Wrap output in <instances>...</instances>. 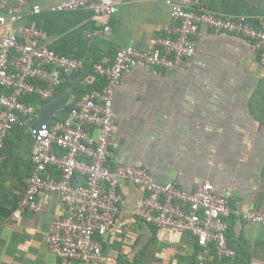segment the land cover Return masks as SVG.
Returning <instances> with one entry per match:
<instances>
[{
	"label": "crops",
	"instance_id": "0c3cea01",
	"mask_svg": "<svg viewBox=\"0 0 264 264\" xmlns=\"http://www.w3.org/2000/svg\"><path fill=\"white\" fill-rule=\"evenodd\" d=\"M66 1L27 0L20 22L0 28V40L12 30L21 41L83 62L79 71L60 75L54 99L69 92L73 101L76 93L98 88V79L84 84L96 64L109 66L126 47L148 52L162 29L175 26L169 9L156 0H123L109 18L95 17L90 10L50 11ZM204 4L217 16L264 20V0ZM33 7L40 13L33 15ZM29 28L43 32L45 39H29L24 32ZM194 41V58L174 72L138 65L122 74L113 96L115 130L108 165L145 169L155 184L174 182L188 193L208 183L216 195L228 198L232 209L264 213V69L243 38L202 29ZM33 143L25 130L16 128L0 163V264L56 263L47 237L52 221L67 215L56 195L41 193L39 213L13 218L32 171ZM49 173L58 176L53 168ZM118 192L115 224L100 239L107 264H224L189 234L143 223L137 217L144 196L140 188L124 182ZM226 237L237 254L227 264H264L263 226L232 217Z\"/></svg>",
	"mask_w": 264,
	"mask_h": 264
},
{
	"label": "built area",
	"instance_id": "2783aa9c",
	"mask_svg": "<svg viewBox=\"0 0 264 264\" xmlns=\"http://www.w3.org/2000/svg\"><path fill=\"white\" fill-rule=\"evenodd\" d=\"M156 1L169 9L175 26L162 29L148 52L126 47L115 53L109 66L96 65L84 84L93 85L102 79V87L94 88L79 100L69 101L67 106L71 108L59 121L51 120L38 130L32 126L39 110L23 99L35 96L41 102L53 100L62 84L60 75L79 71L83 62L59 55L46 46L21 41L12 30L0 40V163L5 160L6 141L16 128L25 130L34 142L30 156L32 171L18 194L13 218L39 213L41 193L56 195L67 215L52 221L47 237V249L56 257L55 264H107L101 254L100 239L115 224L121 199L118 189L124 182L144 193L137 211L143 223L189 234L198 247L213 250L219 262L233 260L237 255L226 237L230 218L264 227L263 212L232 209L228 198L216 195L208 183L188 193L174 182L155 184L145 169L108 165L115 130L113 96L126 70L138 65L166 72L180 69L184 62L194 58V39L202 29L245 39L264 69V20L217 16L205 9L204 0ZM122 2L68 0L50 11L90 10L95 17L109 18L117 14ZM26 3L27 0H0V28L20 22ZM39 13L38 7L32 8L33 15ZM24 32L33 41L46 37L35 28ZM92 131L97 135L93 136ZM51 168L57 171V177L50 175ZM76 177L84 180V185L75 182Z\"/></svg>",
	"mask_w": 264,
	"mask_h": 264
},
{
	"label": "water",
	"instance_id": "95a60500",
	"mask_svg": "<svg viewBox=\"0 0 264 264\" xmlns=\"http://www.w3.org/2000/svg\"><path fill=\"white\" fill-rule=\"evenodd\" d=\"M71 98V93L66 92L59 98L47 102L38 112L36 123L32 129L38 130L42 125L48 124L61 111H63Z\"/></svg>",
	"mask_w": 264,
	"mask_h": 264
},
{
	"label": "trees",
	"instance_id": "16d2710c",
	"mask_svg": "<svg viewBox=\"0 0 264 264\" xmlns=\"http://www.w3.org/2000/svg\"><path fill=\"white\" fill-rule=\"evenodd\" d=\"M96 65H98V64H96ZM99 81H98V84H99V87L98 88H100V87H102V85H103V83H104V81L102 80V79H98ZM88 91H81V92H78V93H76V100H79V99H81L86 93H87ZM89 92H90V90H89ZM88 92V93H89ZM57 93V92H56ZM55 96H56V94H55ZM54 96V97H55ZM23 102L24 103H27V104H32L33 106H35L36 107V109L37 110H39V108H41L42 106H44L47 102H41L37 97H35V96H33V97H27V98H24L23 99ZM71 108V106H67L63 111H62V114H65L67 111H69V109ZM63 116L61 115V116H56V117H54L53 119H52V121L53 122H56V121H59L61 118H62ZM9 140V139H8ZM7 140V141H8ZM7 141H6V143H7ZM56 175H58V173H56ZM75 182H77L78 184H81V185H84V180H82V179H80V178H77L76 177V179H75ZM230 261H222V263H224V264H227V263H229Z\"/></svg>",
	"mask_w": 264,
	"mask_h": 264
}]
</instances>
